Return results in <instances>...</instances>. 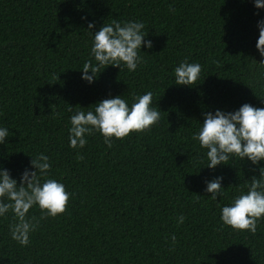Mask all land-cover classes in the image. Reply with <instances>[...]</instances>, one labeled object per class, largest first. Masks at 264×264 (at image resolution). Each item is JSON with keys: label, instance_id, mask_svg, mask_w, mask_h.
<instances>
[{"label": "trees", "instance_id": "obj_1", "mask_svg": "<svg viewBox=\"0 0 264 264\" xmlns=\"http://www.w3.org/2000/svg\"><path fill=\"white\" fill-rule=\"evenodd\" d=\"M114 19L144 23L152 47L141 45L134 72L108 66L88 83L93 35ZM262 20L254 0H0V128L9 132L0 171L19 187L42 153L48 178L70 194L65 213L40 220L27 246L11 239L12 212L0 217V264H264V218L254 235L220 221L264 161L231 157L209 169L207 149L193 140L207 113L264 108ZM185 60L202 71L194 85L177 86L174 69ZM148 91L161 112L151 131L113 138L111 148L99 133L69 146L76 112L117 96L131 106ZM218 177L213 200L206 186Z\"/></svg>", "mask_w": 264, "mask_h": 264}, {"label": "clouds", "instance_id": "obj_2", "mask_svg": "<svg viewBox=\"0 0 264 264\" xmlns=\"http://www.w3.org/2000/svg\"><path fill=\"white\" fill-rule=\"evenodd\" d=\"M254 4L257 9L264 8V0H254ZM88 27L92 29L94 25L89 24ZM144 28L145 24L138 21L122 24L114 19L104 24L93 35L91 58L84 63L81 78L92 83L100 69L108 66L121 69L123 65L129 72H134L141 63V45L152 47L151 41L145 42L147 33L143 31ZM258 28L256 50L264 57V20L258 22ZM260 66L264 68V60ZM201 71L199 63L185 60L174 69L175 84L192 86L199 79ZM260 82L264 86V72L260 74ZM152 97L151 91L135 96L129 106L127 100L117 96L99 102L94 111L76 112L70 117L69 146L73 149L83 148L87 144L86 136L99 133L103 143L111 148L113 138L123 140L130 133L151 131L152 126L159 122L161 113L150 107ZM8 135V129L0 128V144ZM193 140L199 143L201 149H207L209 169L220 164L227 165L231 157L247 158L253 165L264 161V108L244 104L234 113L225 114L219 110L214 115L207 113ZM77 159L82 161L84 157L78 154ZM48 161L49 158L42 153L32 159L31 166L36 171L25 170L19 187L7 170L0 171V217L12 212L16 222L10 225L11 239L21 246L30 243V233L36 231L40 220L56 218L65 213L68 206L70 194L64 184L48 178L51 168ZM221 180L222 177H218L207 182L206 192L211 194L213 200L221 194ZM33 207L40 212L39 220L35 216H27ZM261 218H264V168L260 170L259 179L253 177L246 194L237 196L230 206L222 208L220 221L222 228H231L237 234L247 231L254 235ZM184 219L183 216L178 217V224H182ZM175 239L173 236V244Z\"/></svg>", "mask_w": 264, "mask_h": 264}]
</instances>
